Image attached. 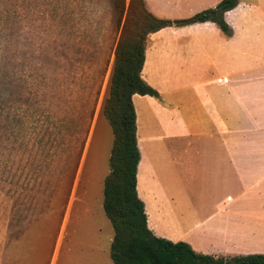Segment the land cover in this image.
I'll list each match as a JSON object with an SVG mask.
<instances>
[{
    "label": "rangeland",
    "instance_id": "1",
    "mask_svg": "<svg viewBox=\"0 0 264 264\" xmlns=\"http://www.w3.org/2000/svg\"><path fill=\"white\" fill-rule=\"evenodd\" d=\"M186 2L173 0L178 18L166 20L209 10ZM126 16L113 0H0V264H113L102 208L113 134L102 108ZM218 148L209 136L170 138L152 190L194 252L264 255V164Z\"/></svg>",
    "mask_w": 264,
    "mask_h": 264
},
{
    "label": "crops",
    "instance_id": "2",
    "mask_svg": "<svg viewBox=\"0 0 264 264\" xmlns=\"http://www.w3.org/2000/svg\"><path fill=\"white\" fill-rule=\"evenodd\" d=\"M222 1L187 0L186 4L198 5L200 11L215 9ZM172 2L144 0V5L157 18L177 20L168 10ZM223 19L231 29L230 36L212 22L150 34L141 77L162 101L132 96L140 151L137 194L144 203L148 228L156 237L173 243L185 240V235L169 224L175 218L173 210L152 190L159 186V157L170 138L209 136L219 142L220 153L227 157L264 164V148L260 147L264 141L256 136H264V119L256 116L259 108L264 115V105H257L258 92L264 91V0H238ZM246 132H253L254 138L242 135ZM140 174L144 189L138 185ZM172 205L174 208L175 203ZM226 249L219 257H226Z\"/></svg>",
    "mask_w": 264,
    "mask_h": 264
},
{
    "label": "trees",
    "instance_id": "3",
    "mask_svg": "<svg viewBox=\"0 0 264 264\" xmlns=\"http://www.w3.org/2000/svg\"><path fill=\"white\" fill-rule=\"evenodd\" d=\"M135 1L130 0L126 6L127 0H113L120 17L125 12L127 16L115 48L108 94L102 108L113 134L110 172L104 180L102 204L114 232L110 260L113 264H264V255L215 258L194 252L186 243L156 237L148 228L144 203L136 190L140 151L132 96L159 98L158 92L141 77L147 37L166 27L205 22L216 24L230 36L232 32L223 13L234 9L238 0H223L215 9L183 21L159 19L146 10L142 0H138L137 7ZM220 6L222 11L217 15L216 9Z\"/></svg>",
    "mask_w": 264,
    "mask_h": 264
},
{
    "label": "water",
    "instance_id": "4",
    "mask_svg": "<svg viewBox=\"0 0 264 264\" xmlns=\"http://www.w3.org/2000/svg\"><path fill=\"white\" fill-rule=\"evenodd\" d=\"M221 10H222V6L218 7V8L216 9V14L219 15V13H220Z\"/></svg>",
    "mask_w": 264,
    "mask_h": 264
}]
</instances>
